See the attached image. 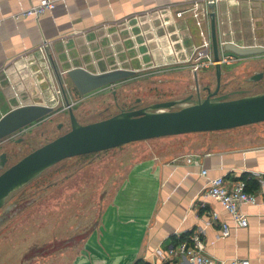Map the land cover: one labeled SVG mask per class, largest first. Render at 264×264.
Segmentation results:
<instances>
[{"label":"crops","instance_id":"crops-1","mask_svg":"<svg viewBox=\"0 0 264 264\" xmlns=\"http://www.w3.org/2000/svg\"><path fill=\"white\" fill-rule=\"evenodd\" d=\"M55 1V8L39 18L16 19V13L39 0H0V119L20 105L36 104V95L44 99L56 86L55 78L65 77L72 67L95 68L94 72L118 66L144 71L164 57L185 59L203 42L190 13L178 20L183 45L170 14L155 18V32L144 17L149 9L186 8L193 0ZM125 17L134 24V40L123 23ZM217 24L219 39L264 46V0H223ZM206 28L211 36V17ZM46 40L52 42L49 61L39 50ZM261 56L244 60L256 62ZM108 62L111 68L105 65ZM180 70L187 69L171 71ZM189 136L190 148L184 146L172 155L160 153L144 166L133 164L129 180L115 184L110 198H93V204L100 205V215L86 232L82 224L88 222H78L75 209L92 198L55 201L50 213L59 211L61 219L74 216L66 225L76 231L69 238L62 235L63 245L51 242L44 264H191L179 244L182 237L189 241L196 233L204 240L206 253L214 257H241L251 264H264V135L238 143H219L199 133ZM220 175L229 184L246 181L248 190L257 195L256 204L242 205L248 214L247 226H238L219 200L206 196L209 179ZM225 224L231 229L227 236L222 232ZM171 249H175L173 255Z\"/></svg>","mask_w":264,"mask_h":264},{"label":"rangeland","instance_id":"rangeland-1","mask_svg":"<svg viewBox=\"0 0 264 264\" xmlns=\"http://www.w3.org/2000/svg\"><path fill=\"white\" fill-rule=\"evenodd\" d=\"M259 55L263 56L256 62L249 58L252 62L247 59L222 65V94L241 90H247L248 94L264 92V76L259 80L251 79L256 73L264 74V53ZM105 65L107 68L112 66L111 62ZM138 65L139 63L134 67L137 68ZM150 70L157 69L139 71L130 78L87 95H81L77 91L68 74L61 77V81L56 77V86L45 95L46 101H43L41 95H36L35 98L36 103L54 106V112L0 141V156L3 153L8 155V162L5 168L0 167V174L33 150L71 129L65 94L70 101L76 100L73 109L83 124L111 117L123 107H130L138 102V108H142L155 102L196 95L190 71L163 73L149 72ZM200 81L201 86L215 89V67L205 69ZM206 95V91L202 93L203 97ZM191 134L197 132L134 141L109 150L67 158L44 171L0 209V264H44L45 255L51 251V242L63 245L65 237L62 235L67 234L69 238L76 231V228H67L66 225L68 220L74 221V216L65 218V215L61 219L59 211L50 213L55 201L60 203V198H92L88 205L76 206L75 209L76 216H80L77 221L88 222L82 224V231L86 232L100 215V205H94L93 198H110L115 192V184L129 180L133 164L144 166L149 163V158L154 161V157L160 153L172 155L184 146L190 148ZM199 134L211 135L219 143H238L264 135V121ZM21 138L22 142H19ZM57 236L58 240H54ZM47 250L49 251L46 252Z\"/></svg>","mask_w":264,"mask_h":264},{"label":"water","instance_id":"water-1","mask_svg":"<svg viewBox=\"0 0 264 264\" xmlns=\"http://www.w3.org/2000/svg\"><path fill=\"white\" fill-rule=\"evenodd\" d=\"M211 36L216 60L217 85L197 86L196 95L155 102L142 108L123 109L103 120L83 124L78 120L66 95L71 129L33 150L0 174V209L44 171L64 159L109 150L125 144L164 136L194 132L233 129L264 121V92L248 94L247 90L221 94L223 67L218 34L216 5L210 0ZM224 49L240 56L264 53L263 45L244 46L227 42ZM67 74L81 95L130 78L135 69L117 67L94 72L82 66L68 69ZM262 72L251 79L259 80ZM60 79V78H59ZM61 81V79H60ZM207 92L205 97L203 92ZM239 93V94H237ZM54 112L48 104H23L5 113L0 119V141ZM6 153L0 156V167L7 163Z\"/></svg>","mask_w":264,"mask_h":264},{"label":"built area","instance_id":"built-area-1","mask_svg":"<svg viewBox=\"0 0 264 264\" xmlns=\"http://www.w3.org/2000/svg\"><path fill=\"white\" fill-rule=\"evenodd\" d=\"M213 1L216 5L217 20H218V9L223 0H213ZM224 1H228V0H224ZM55 5H56L55 0H39V2L33 4L32 6L23 9L19 13H16L14 15V18L19 19L21 17H32V16L39 18L47 11L54 9ZM165 13L170 14L174 18L176 31L180 36L179 42L182 45L184 44L185 39L184 37H182L183 36L182 30L178 24V20L184 17L187 13L192 14L196 19L197 26L200 28V32L203 37V42L201 45L192 49L190 53H187L185 59H181V60L177 59L173 61V60H167V58L164 57V60L161 61L160 63H154L151 66L144 67L143 70L145 71L149 69H157V70H150L149 72L153 71V72L165 73L173 69H187L192 74V78L194 80L193 81L194 89L196 90L197 86L202 87L200 81L202 77V72L205 69H208L210 67H215L216 65V60L213 52L212 36H210L209 33L210 30L206 28V24H209V18L211 17L210 0H193L190 3V5H188L186 8H176L173 5L156 7L154 9L147 10L144 13V17L152 24L156 17L163 16L165 15ZM123 23L125 24L127 30L130 32L132 39L134 40L135 31H134V24L131 21V17H125L123 19ZM1 24H2V20H0V25ZM152 31L154 32L156 31V27L155 25L153 26V24H152ZM155 38L156 40L159 39L157 35L155 36ZM227 42H233V41L230 40L226 41L220 39V46L222 50L220 61L222 65H231L244 60L245 56H240L233 52L226 51L224 49V46ZM51 44H52L51 41L46 40L39 46V50L43 54L44 59L48 61H49L48 51ZM185 50L187 49L185 48ZM164 69L165 71H162ZM135 70L139 72V70L137 69ZM114 84H110V85H114ZM61 86L64 91L65 88L64 84L62 83ZM71 103L73 106V104L76 103V100L71 101ZM194 161L195 163H198L197 160L194 159ZM202 174L207 175L208 174L207 169H203ZM206 196H210L219 200L223 205V207L230 212L235 223L241 227L247 226L249 222L248 214L242 210V205L244 203L256 204L258 202L257 195L248 190L246 181L239 180L232 184H229L224 175L216 176L209 179ZM214 217L218 218L219 217L218 213L214 212ZM222 232L224 236L230 235L231 233L230 226L225 224L223 226ZM179 249L180 252L188 258L191 264H251V261L248 258L234 257L232 259H221L206 253L205 242L202 239L200 233L194 234L189 241H182L179 244ZM169 253L170 255H173L175 253V249H171Z\"/></svg>","mask_w":264,"mask_h":264},{"label":"flooded vegetation","instance_id":"flooded-vegetation-1","mask_svg":"<svg viewBox=\"0 0 264 264\" xmlns=\"http://www.w3.org/2000/svg\"><path fill=\"white\" fill-rule=\"evenodd\" d=\"M221 89H222V86H221ZM220 93L222 94V91H220ZM139 105H140V102H138L137 104H135V105H132V106H130V107H123L122 108V110L123 109H129V108H138L139 107ZM13 135V134H12ZM11 136V135H10ZM9 137V136H8ZM19 142H22V138L21 139H19ZM6 155H7V153H6ZM7 158H8V155H7ZM7 162H8V160H7ZM7 164V163H6ZM5 168V167H4Z\"/></svg>","mask_w":264,"mask_h":264},{"label":"trees","instance_id":"trees-1","mask_svg":"<svg viewBox=\"0 0 264 264\" xmlns=\"http://www.w3.org/2000/svg\"><path fill=\"white\" fill-rule=\"evenodd\" d=\"M247 188H248V185H247ZM185 239H187V238H185V236H184V237H182V238L180 239V241L182 242V241H184Z\"/></svg>","mask_w":264,"mask_h":264},{"label":"bare ground","instance_id":"bare-ground-1","mask_svg":"<svg viewBox=\"0 0 264 264\" xmlns=\"http://www.w3.org/2000/svg\"><path fill=\"white\" fill-rule=\"evenodd\" d=\"M197 90V89H196ZM196 90H195V92H196Z\"/></svg>","mask_w":264,"mask_h":264}]
</instances>
